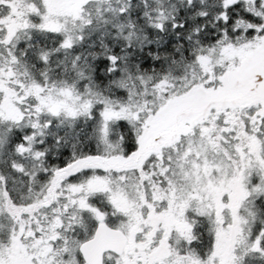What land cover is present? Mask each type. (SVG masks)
<instances>
[{
	"label": "snow or ice",
	"instance_id": "snow-or-ice-1",
	"mask_svg": "<svg viewBox=\"0 0 264 264\" xmlns=\"http://www.w3.org/2000/svg\"><path fill=\"white\" fill-rule=\"evenodd\" d=\"M0 264H264V0H0Z\"/></svg>",
	"mask_w": 264,
	"mask_h": 264
}]
</instances>
